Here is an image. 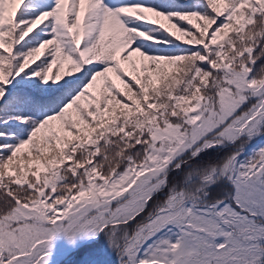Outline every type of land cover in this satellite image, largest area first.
I'll list each match as a JSON object with an SVG mask.
<instances>
[{
  "label": "snow or ice",
  "instance_id": "1",
  "mask_svg": "<svg viewBox=\"0 0 264 264\" xmlns=\"http://www.w3.org/2000/svg\"><path fill=\"white\" fill-rule=\"evenodd\" d=\"M0 264H264V0H0Z\"/></svg>",
  "mask_w": 264,
  "mask_h": 264
},
{
  "label": "trees",
  "instance_id": "2",
  "mask_svg": "<svg viewBox=\"0 0 264 264\" xmlns=\"http://www.w3.org/2000/svg\"><path fill=\"white\" fill-rule=\"evenodd\" d=\"M53 71H55V68L53 69Z\"/></svg>",
  "mask_w": 264,
  "mask_h": 264
}]
</instances>
